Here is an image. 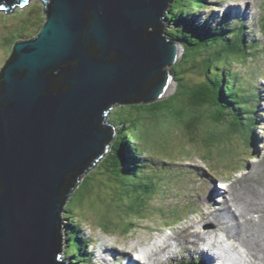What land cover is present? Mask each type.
<instances>
[{
	"label": "water",
	"instance_id": "water-1",
	"mask_svg": "<svg viewBox=\"0 0 264 264\" xmlns=\"http://www.w3.org/2000/svg\"><path fill=\"white\" fill-rule=\"evenodd\" d=\"M41 2V34L0 73V264H68L62 214L113 137L106 115L172 96L181 58L163 37L172 0Z\"/></svg>",
	"mask_w": 264,
	"mask_h": 264
},
{
	"label": "trees",
	"instance_id": "trees-1",
	"mask_svg": "<svg viewBox=\"0 0 264 264\" xmlns=\"http://www.w3.org/2000/svg\"><path fill=\"white\" fill-rule=\"evenodd\" d=\"M205 1L207 0H174L169 9L167 16L169 23H166L168 32L171 30L172 34L170 36L187 48V53L184 54L178 65L171 68V72L178 82L174 94L166 100L131 105V109L127 108V106H119L114 110V113L119 110L122 113L117 116V119L113 118L114 120H112V117H110L108 120V124L116 128V133L113 141L108 146V152L104 155L105 158H108L105 162L107 168L101 174L106 175L108 173L110 182L108 184H111V193L113 190L115 195H117L115 199L117 203L118 201L122 202V204L118 203L120 205L119 209L123 211L126 217L134 214L133 207L136 206V203H134L136 200L145 204L147 211L153 212L150 205H154L157 197H159V190L157 189L161 187L165 176L168 175L169 177L167 171L161 170L159 167L143 159L146 157H144V151L140 147L138 137L141 126H146L147 130H152V127L155 125H168V127L181 126L185 128V134L191 142H196L197 140L204 142L205 139H208V135H212L210 132H213L211 125H215L216 127L234 125V120H232L233 115L237 118L238 125L242 127H255V125L245 122L241 116L244 110L246 115L251 117L249 115L251 111L246 106L248 93L245 90L234 93L231 84L228 87L229 90L225 88L228 79L224 73L227 71L225 69L229 68L232 57L225 55L223 52H226L225 50L227 49V52L231 54L235 45L229 39H221L225 32L220 27L210 28L206 24L196 27L190 18L191 13H187L191 10L194 11L198 8L195 6H201V3ZM39 13L41 16L38 15L35 18L32 17L31 13V19L36 20L32 23L35 28L43 24L44 17L46 16L42 11H39ZM172 24L176 25L177 29H174ZM41 30L42 26H40L34 38L40 34ZM236 31H238V34H241L244 29L239 26L236 28ZM28 34L29 36L27 35V37H31L30 41L34 39L32 38L31 31ZM176 35H179V40L176 38ZM23 37V33L11 37L15 39L13 44H11L13 50L18 42L28 41L22 39ZM198 42H202L201 45ZM203 51L205 52V57L201 65L198 60L196 61V58L199 53L202 56ZM219 62H224L226 65L219 67ZM194 74H197L201 79L192 77ZM231 88L233 93L230 91ZM230 98L231 101L229 102ZM251 99L254 104V97L252 96ZM125 110L130 111L129 116H127ZM205 112L208 115L205 116L206 118H203ZM132 113H135L134 116ZM173 123L176 125L171 126ZM203 127L210 128L205 135L201 134ZM228 134H230V130H228ZM107 144L108 142H106L104 149L107 147ZM147 159L151 160L150 158ZM99 162L95 163L98 165ZM156 163L159 164L158 162ZM93 169H90L87 174L80 177V183L72 191L70 202L67 203L65 211L73 213L74 203L82 205L78 201L79 196L86 192L90 182H97L96 179L93 180V176L98 173H93ZM142 177H146L145 179L147 180H143ZM82 179H84L83 182ZM103 186H105V183H103ZM119 187L123 189V193ZM126 200H129V203H126ZM65 218L67 219L66 216ZM68 220H66L65 230L67 240L65 257L70 259L71 264H92L90 258L92 253H90L89 249L91 245L90 240L79 236V227L78 231L75 230V224L78 221L75 215H73V220ZM78 225L81 227L80 223ZM101 225L99 229H103L108 234L122 231L116 230V228L112 229L108 224ZM133 226V223L125 226L123 234L125 236L128 235L130 228Z\"/></svg>",
	"mask_w": 264,
	"mask_h": 264
},
{
	"label": "rangeland",
	"instance_id": "rangeland-1",
	"mask_svg": "<svg viewBox=\"0 0 264 264\" xmlns=\"http://www.w3.org/2000/svg\"><path fill=\"white\" fill-rule=\"evenodd\" d=\"M215 1L222 2L228 0ZM260 1L264 3V0ZM229 2L230 1L226 2V6L223 5L221 7L228 9V6L230 5H228ZM248 2L251 3L250 1ZM259 5V2L252 3L249 4L248 8L252 11L253 17L258 18L260 15L258 22L259 26L262 28L263 31L262 35L264 36V13L259 12ZM15 6L16 5H14L13 7ZM219 9L216 10H218L220 13V20L221 12ZM3 10L5 9H0V73L14 51L12 49L11 44H13L12 40L15 41V39L11 37L23 33L24 37L22 39L29 40L31 39V37H27V35L29 36L28 33L29 31H31L32 38H34L35 34L38 33L40 26H42L43 29L48 20V18L45 16L42 25H39L38 28L33 27L32 23H34L36 20L31 19V13L33 18L37 17L38 15L41 16L39 11L44 12V14L46 15V12L44 11V5L41 0H30L28 4L22 6L21 8L17 7L8 13ZM230 12L232 13L231 10ZM207 13H209V11H207ZM233 14L234 16L232 21L234 22V27L237 28L236 21L238 14H236L234 10ZM176 38H178L179 40V35H176ZM263 55L264 52L263 54L260 53L256 57L254 64L253 61L249 62L246 60V58L237 59V62L243 68L244 71L243 74H239L236 69H233L235 77L232 81L233 89L235 87V84L237 85L235 89L239 91L241 90L240 87H242L243 85H254L257 82L260 84L259 81L264 80ZM175 65H178V62H176ZM196 79H199V77L196 76ZM260 88H262L260 91H264V87L260 86ZM230 91L232 92V89ZM249 103L252 104V99H249ZM119 106H127V108L129 109L132 108V106L129 104H116V107L112 109V112ZM112 112L109 114V116H107V118H105L106 122H108L110 117H112V120H114L113 118L117 119V116L122 113L119 110L118 112L112 115ZM125 112L127 113V116H129L130 111L125 110ZM134 114L135 113H132L133 116ZM207 115L208 114L205 112L203 118H206L205 116ZM173 125L176 124H171V126ZM209 129V127H203L201 130V134L205 135L207 130ZM223 131L224 130H221V132ZM221 132H210L212 136L208 135V139H205L204 142L201 140L191 142L188 136L185 134V128H182L181 126L168 127V125H155L154 127H152V130H147L146 126L144 125L140 127L138 137L140 147L143 148V150L151 151L154 154L158 155L160 154L161 156L159 157L172 162H184L185 159L190 160L192 157L191 161L193 164H200L206 168V170L208 171V177L210 179L203 178L204 174L200 172L202 179L191 180V183H194L195 186L192 187V189L189 190V192L187 193L195 194V197L191 201L193 204L192 206L194 207L187 209L186 214L182 212L184 206H180L177 209H174V213L170 214L165 212V207L161 204L159 207L160 211H153L156 214H153L151 212L149 215L148 213H146L145 217H141L140 220H137L136 224L130 228L133 230V232L130 233L129 236H125L123 234V230L125 231L124 227L129 225L132 218L126 217L123 214V211H120L119 204H122V202L118 201V204L115 201L117 195H115V192L113 190L111 193V184H108L110 183L108 173L106 175L101 174V172H105L107 168L105 162L108 160V158L104 157L105 159L99 162L98 165L95 163V167L92 171L93 173H98L97 175L93 176V180L96 179L97 182H90L87 186L86 192L79 196L78 201H80L82 205H77V203H74L73 213L71 211H65L63 215L64 217L66 216L67 219L62 216V220L64 219V223H67V221H69L68 219L73 220V215L78 218L77 224H75V230L78 231L79 227V236L90 240V253L93 254L90 256L91 262L94 258L93 260L95 261V264L96 262L97 264H104V259H112V256H110L112 255V251H118V247H116L117 249H115L113 246L116 245L111 244L113 243L120 245V248L128 250L126 251L124 249H121L127 253L122 254L125 256V258H128L126 259L125 264H127V262L128 264H139L137 261L134 260L138 258L139 255L137 254L136 257L133 258L131 250H138L137 246L140 245L141 249L138 251V253H140L141 251H147L148 257L153 252H155L156 246H158L160 242H167L174 235L179 236L183 231L184 227L191 225L194 221L198 222L199 214L197 213V211L201 212V209H208L204 205H202V203L204 201L203 197L207 196L209 193V188L211 186V177H224L227 178V180L229 179V181L234 182L238 179H242L243 176L247 172H249L248 166H246L247 163H251L252 165L258 164L261 161V159H259L258 156L255 154V150L260 151L259 154L261 152L264 153V146H260L259 149H254L252 157L248 158L246 154L243 153L242 146L238 142L234 141L235 138L233 136L231 138H228L230 137V135L228 134V130H226L223 134ZM256 139L260 143V145H262V138L256 137ZM208 144H210L211 147L206 146ZM164 152L165 154L163 155ZM239 165H242V167L236 170L238 172V175H235V168ZM167 172L170 176H172V171L169 168H167ZM189 178H191V176ZM83 181L84 179H82V182ZM186 181H188V179H186ZM79 183L80 182H78L77 185ZM103 183H105L106 187L103 186ZM111 183L114 186L112 180ZM215 184L219 189H223L224 187V184H221L218 180H216ZM170 185L171 180L168 182V188L170 187ZM174 186L179 187L178 184H175ZM175 189L176 188H172L171 190ZM120 190L123 193V189L120 188ZM157 190H159V193H161V187H159ZM210 196L211 199L213 197L214 200L215 193L213 189H211L209 198ZM219 197L217 195V201H219ZM183 201L188 202L190 200L187 199V197H183ZM125 202L129 203V200H126ZM221 202L222 200L218 204H220ZM199 203L201 204V209L199 208ZM136 207H141V204L136 203ZM214 208L215 206H213V209ZM210 209H212V207ZM79 223L81 227L78 225ZM101 224H108L112 229L116 228V230L119 229L122 231L118 232L114 230L115 232L109 234V236H105L107 233L104 232L103 229H99L102 226ZM218 229L220 231L223 230L222 228ZM157 231L161 232V234L156 233ZM163 231L164 234H162ZM167 238H169V240H167ZM103 244H106L104 246L105 248L100 247V245L102 246ZM134 246H136V248ZM105 253H110V255L107 256ZM100 255L103 257L102 263L99 261L98 258ZM196 259H201V257ZM67 261H69V259ZM178 262H180V260L172 262L171 264H177ZM200 262L201 264H204L202 263V261Z\"/></svg>",
	"mask_w": 264,
	"mask_h": 264
},
{
	"label": "bare ground",
	"instance_id": "bare-ground-1",
	"mask_svg": "<svg viewBox=\"0 0 264 264\" xmlns=\"http://www.w3.org/2000/svg\"><path fill=\"white\" fill-rule=\"evenodd\" d=\"M250 2L253 1L250 0ZM230 10L234 16L233 10L228 6L227 11ZM239 10L249 12V16L253 15L248 8ZM219 63V67L226 65L223 62ZM253 87L259 91L262 89L258 85H253ZM258 158L261 159L258 164H246L249 172L242 179L234 182L229 181V179L227 182L223 180L229 199L224 198V191L213 186L215 197L218 195V197L223 198L220 204L216 203L214 209L203 210L200 208V222L194 221L191 225L184 227L179 236L174 235L170 240L167 238L169 240L167 242H158L155 252L150 256L147 257V251L138 253L141 247L140 245L137 246L138 250L136 251L139 256L134 260L139 264H167L171 263L177 254L186 253L188 259L201 257L200 260L205 264H213L214 262L218 264H226V262L228 264L231 262L232 264H264V153L261 152ZM241 167L242 165H239L235 168V175H238L236 170ZM145 178L142 177L146 181ZM70 199L68 196L67 203L70 202ZM218 228L223 230L220 231ZM220 232L224 233L225 239L229 243L228 246L218 236ZM105 245H100V247L105 248ZM113 247L117 249V246ZM134 247L136 248V246ZM134 252L135 249L132 254ZM211 252H213L214 257L209 255ZM105 254L110 255V253ZM112 255H115L114 250ZM116 257L119 260L126 261L128 259L122 254ZM98 258L102 263L103 257L100 255ZM93 259L92 263L95 264ZM113 261H115V256H112V259H104L103 262L104 264H112Z\"/></svg>",
	"mask_w": 264,
	"mask_h": 264
},
{
	"label": "clouds",
	"instance_id": "clouds-1",
	"mask_svg": "<svg viewBox=\"0 0 264 264\" xmlns=\"http://www.w3.org/2000/svg\"><path fill=\"white\" fill-rule=\"evenodd\" d=\"M17 7H20V8H21L22 6L16 5L15 7H13V8L11 9V11H12L13 9L17 8ZM5 11H6V10H5ZM11 11H9V12H11ZM7 13H8V12H7ZM40 34H41V33H40ZM40 34H39V35H40ZM39 35H38V36H39ZM38 36H36V38H37ZM36 38H34V39H36ZM34 39H32V40H34ZM32 40H31V41H32ZM12 41L14 42V40H12ZM19 41H20V40H19ZM226 89L229 90L228 87H226ZM115 107H116V106H115ZM114 112H115V111L112 112V115L114 114ZM107 116H109V114L106 115V118H107ZM252 122H253V121H251V124H253ZM105 124H107V125L110 126V124H108V122H106V121H105ZM253 125L256 126V123L253 124ZM230 126H231V125L226 126V127L223 126L224 128H220V126L216 127L215 125H211V129H212L213 132H215V133H216V132H217V133H218V132H221V130H224L223 132H221L222 134L225 133L226 130H230V133H231V132H233V130H232L233 127H232V126L230 127ZM253 127H254V126H253ZM254 129H256V134H257L258 131H259V129H258L257 127L254 128ZM243 153L246 154L245 150H243ZM242 155H243V154H242ZM100 159H101V158H100ZM100 159H99L97 162H99ZM91 169H93V168H91ZM89 170H90V169H89ZM89 170H88V171H89ZM88 171H87V172H88ZM74 188H75V187H74ZM73 190H74V189H73ZM73 190H72V191H73ZM71 196H72V192H71V195H70L69 197L71 198ZM214 198L216 199L217 196L214 197ZM219 198H220V197H219ZM217 199H218V198H217ZM217 199H216V202H217V203H219L221 200H223L222 198H220L219 201H217ZM139 214H143V213H139ZM139 214H134V215H139ZM63 220H64V219H63ZM62 228H63V229H62V233H63L64 241H65V244H64V247H63V253H62V254H63V260H64V261H67V259L64 257V256H65V249H66L65 246H66V244H67V240H66V236H65V235H66V234H65L66 223L63 222ZM107 235H109V234L107 233ZM223 235H224V233H223V232H220L218 236L221 237V236H223ZM69 261H70V259H69ZM67 262H68V261H67ZM70 263H71V262H70Z\"/></svg>",
	"mask_w": 264,
	"mask_h": 264
}]
</instances>
